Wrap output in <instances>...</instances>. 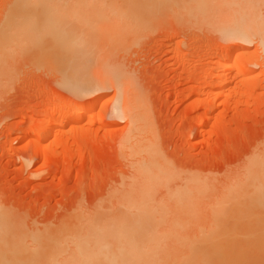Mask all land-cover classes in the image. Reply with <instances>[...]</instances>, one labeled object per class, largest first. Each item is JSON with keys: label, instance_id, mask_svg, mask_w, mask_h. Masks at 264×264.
I'll return each instance as SVG.
<instances>
[{"label": "rangeland", "instance_id": "rangeland-1", "mask_svg": "<svg viewBox=\"0 0 264 264\" xmlns=\"http://www.w3.org/2000/svg\"><path fill=\"white\" fill-rule=\"evenodd\" d=\"M23 28L40 29L39 37L28 40ZM247 28L258 32L245 36ZM228 50L252 74L221 73ZM222 74L227 92L208 114ZM96 99L104 108L50 135L45 117ZM124 100L147 110L173 169L154 201L198 175L208 186L202 206L212 202L242 180L250 158L264 156V0H0V263L40 264L39 248L51 249L62 229L124 211L136 134ZM36 126L48 151L33 144ZM66 255L51 260L62 264Z\"/></svg>", "mask_w": 264, "mask_h": 264}, {"label": "bare ground", "instance_id": "bare-ground-1", "mask_svg": "<svg viewBox=\"0 0 264 264\" xmlns=\"http://www.w3.org/2000/svg\"><path fill=\"white\" fill-rule=\"evenodd\" d=\"M19 31L22 36L26 35L28 40H36L40 34V29L37 28H23ZM242 31L243 29L240 32ZM243 32V34H246L245 36H251L258 31L247 28ZM232 53L230 50L226 51L225 55L221 57L223 58L221 62H217L221 73L230 70L248 74L252 68L249 69V66L247 68V64L243 66L244 63L240 60V56L232 57ZM78 62L84 61L80 60ZM240 62L243 63L242 66ZM56 64H60V62H56ZM74 64L72 63L71 65L74 66ZM76 64V67L82 65L81 63ZM225 77H227L225 74L218 76L215 84V88L218 91L211 93L213 99L212 101L210 100L209 109L207 108L208 114L213 111V108H216L214 101L227 92ZM88 82L87 80L86 83ZM76 84H74L75 87ZM206 88H202V91L209 93L210 91L208 92ZM123 94L125 95V93ZM133 100H136L135 95ZM75 101L66 105V107L68 106L71 109L72 113L69 110L70 112H64V114L58 115L56 119H53L52 115L45 117L48 123V126H46L53 129L50 135L55 136L59 129L63 128L68 122H80L77 119V114L94 112L105 106V102L99 99L87 104L80 102V100L79 102ZM126 101L123 104L126 103L128 107V101ZM137 101L139 100H136V104H139ZM134 103L131 104L133 105ZM132 105H130V109L125 104L123 105L129 113L127 116H129L130 124L134 127V130L136 129L135 139L133 140L135 142L132 144V150L128 151L130 153L128 157L132 156L135 158V163H133L134 170L132 171L135 177L129 191L124 194L126 199L124 197L123 199L126 201L124 200V203L121 202L123 205L121 207H124V211H121L122 213L120 212L118 216L113 215L115 217L111 218L100 217L89 220L86 223H82L80 220V224H75L70 229H62L58 233V238H61V240H54L53 244L51 243V249L48 248L45 251V248H39L44 251H42L45 255L43 257L44 264H50L52 261L53 264L55 261L54 259L51 260V258L61 256L62 253L64 256L69 253V256L66 255L68 258H61L62 261L64 260L62 264H264V156L262 155L261 159H259L260 157L257 159L250 158L251 160L249 159L248 164L245 165L246 168L244 169L242 180L227 184L219 196L213 201L211 199L212 202L209 204L207 202L202 206L206 197V187L208 186L205 187V184L203 185L204 181L200 182L198 175L196 178L188 176L185 179L187 180L186 185L182 186L183 189H181L182 187L180 188L181 190L178 189L177 191L173 189L175 190L174 192L170 190L171 193L165 198L163 197L164 195L162 196L164 200L160 198L159 200L161 201H154L155 190L160 187L163 189L173 179V169H171L172 166H169V162L167 163L163 160L164 158H162V154L157 148V143L154 140L155 136L153 137L154 133L150 131L148 120L143 114L147 110L143 109L141 105H133V107L135 106L134 108H132ZM118 106L115 108L123 109L122 105ZM216 118L214 119L216 120ZM205 120L207 119L205 118ZM133 132L132 134H134ZM31 133L37 137L33 143L35 148L39 151L40 148L43 151H48V146L43 147L40 144V138L45 139L43 137L44 129L36 126L31 130ZM146 133H151L148 139L145 137ZM142 135L145 137L143 139L144 141L146 140L145 142L141 140L143 138ZM130 139L133 138L131 137ZM128 195L132 197L127 199ZM207 201H209L208 197ZM2 212L5 211L3 210ZM200 213H204V216L207 215L208 222L205 226L198 224ZM8 214H6L7 219L10 220ZM3 215L5 214H0V217L2 216L1 218L4 219ZM200 218L202 219V217ZM189 229H193L192 231L190 230L191 233L193 232L192 236L188 234ZM65 248H68L66 249L68 251L70 250L66 254L64 253ZM3 250L6 251V248L4 247ZM34 250L37 252L36 249ZM42 253L40 255L43 256ZM42 256H40V259H42ZM46 256L47 260L45 259ZM6 258L2 259V262ZM11 258L12 261L14 256ZM43 261L40 260V264ZM5 262L0 264H7L10 261ZM35 262H37L36 259L32 264H36ZM13 263H15V258Z\"/></svg>", "mask_w": 264, "mask_h": 264}]
</instances>
